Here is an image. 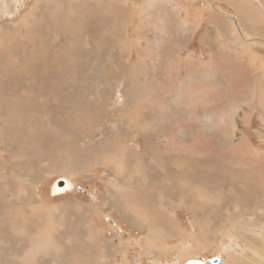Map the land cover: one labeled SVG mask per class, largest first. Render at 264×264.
<instances>
[{
	"label": "rangeland",
	"instance_id": "374dc122",
	"mask_svg": "<svg viewBox=\"0 0 264 264\" xmlns=\"http://www.w3.org/2000/svg\"><path fill=\"white\" fill-rule=\"evenodd\" d=\"M45 1L0 0L1 264H264V0Z\"/></svg>",
	"mask_w": 264,
	"mask_h": 264
},
{
	"label": "bare ground",
	"instance_id": "6f19581e",
	"mask_svg": "<svg viewBox=\"0 0 264 264\" xmlns=\"http://www.w3.org/2000/svg\"><path fill=\"white\" fill-rule=\"evenodd\" d=\"M46 1H48V0H46ZM45 1V2H46ZM50 1H52V0H50ZM56 2H58V0H56ZM239 2V1H238ZM78 2L77 1H75L73 4H77ZM78 5V4H77ZM235 5V4H234ZM68 6V5H67ZM66 6V7H67ZM71 7H73L74 8V6H71ZM70 7V8H71ZM236 8H237V10H238V12L240 13V14H245L244 13V8L242 7V4L241 5H239V6H237L236 5ZM74 10V9H73ZM246 16H247V14H245ZM249 15V14H248ZM64 18V17H63ZM41 32V31H40ZM39 33V32H38ZM28 34V33H27ZM31 35V34H30ZM29 35V36H30ZM69 35V34H68ZM29 36H27V38L25 39V41L27 42L26 44H22V40H19V39H17L16 40V42H15V45H14V47H17V51L18 50H21V52H17L16 53V56H18V58H19V61L20 62H22L23 64H26V65H28L27 63H29V64H31V63H33V62H35V60H33V61H29V57L31 56V59H36L37 58V55H40V52L39 51H36L35 49L37 48V47H35L36 45H35V43H34V37L32 38V37H29ZM24 37H25V35H24ZM21 38V37H20ZM3 39V38H2ZM63 42V41H62ZM33 43H34V45H33ZM38 49V48H37ZM39 57V56H38ZM22 65V64H21ZM196 67V66H195ZM258 101V100H257ZM257 105V104H256ZM256 105H255V107H256ZM259 105V104H258ZM237 106V105H236ZM41 113V112H40ZM108 115V114H107ZM36 121H38V120H36ZM1 122V121H0ZM40 122V121H39ZM133 122V121H132ZM42 123V122H41ZM130 123V122H129ZM137 123V122H136ZM1 124V123H0ZM18 125H20V124H18ZM42 125V124H41ZM4 126V125H3ZM140 127V126H139ZM11 131V130H10ZM19 133V132H18ZM153 134V133H152ZM122 138V137H121ZM125 138V137H124ZM120 139V138H119ZM120 141V140H119ZM124 141H126V139H124L122 142H124ZM236 141H237V139H236ZM7 143V142H6ZM117 143V142H116ZM8 144V143H7ZM104 144V143H103ZM106 144V143H105ZM110 147H113V148H115L116 149V151L120 148L121 149V151H122V153L123 154H121V151H117V153H118V155H119V157H121V156H123L124 155V152H125V148L124 147H122V146H116V144L113 142V138L110 140ZM121 145V144H120ZM79 152V151H78ZM91 153V152H90ZM89 153V154H90ZM79 154H80V152H79ZM82 154V153H81ZM84 156V155H83ZM19 157V156H18ZM112 160H113V162H111V164H114V165H116L114 162L116 161V159H117V162H118V157H115L114 158V156L112 155ZM24 158V157H23ZM70 166V165H69ZM67 168V167H66ZM69 169V168H68ZM175 170V169H174ZM71 171V170H70ZM172 171H173V169H172ZM254 171H256L253 167L252 168H250L249 170H247V173H249L248 174V176L249 177H257V175H251ZM19 172V171H18ZM21 173H23V172H21ZM31 173V172H30ZM68 173V172H67ZM174 173V172H173ZM185 173V172H184ZM251 173V174H250ZM63 174H65V173H63ZM179 174V173H178ZM67 175H69V174H67ZM164 175H167V173L165 174L164 173ZM173 175H175V174H172L171 176H173ZM168 176H169V173H168ZM171 176H169V178L168 179H171V181L173 182V178L171 177ZM31 177V176H30ZM126 177V176H125ZM31 179H33V178H31ZM120 179V178H119ZM118 179V180H119ZM122 179V178H121ZM122 181V180H121ZM11 182V181H10ZM10 186V185H9ZM19 187V186H18ZM71 187H72V183L71 182H69L68 180H66V179H59L58 181H57V183L54 185V188H53V190H52V193L53 194H63V193H65L66 191H68V190H70L71 191ZM17 190V189H16ZM116 191H118V190H116ZM22 192V191H21ZM28 194V193H27ZM30 194V193H29ZM32 197V196H31ZM35 200V199H34ZM128 201V200H127ZM37 202L39 203V201L37 200ZM21 204V203H20ZM19 204V205H20ZM127 204V203H126ZM26 205V204H25ZM37 205V204H36ZM133 205H135L137 208H138V210L140 211V209H142V212H143V210H146L145 209V207L144 206H139L138 205V203L137 202H134L133 201ZM5 206V205H4ZM17 206V205H16ZM130 206V205H129ZM128 206V207H129ZM19 207V206H18ZM4 211V210H3ZM30 212H33L32 211V209H30ZM131 212H134L135 214L137 213V212H135V211H132L131 210ZM3 213V212H2ZM29 213V212H28ZM51 215V214H50ZM159 216H161L162 217V215H159ZM31 220V219H30ZM165 220H167V219H165ZM9 222V221H8ZM14 222V221H13ZM1 224V223H0ZM30 224H32V223H30ZM112 224V223H111ZM36 225V224H35ZM160 225V224H159ZM27 226V225H26ZM41 226V225H40ZM7 227V226H6ZM12 227V226H11ZM28 227V226H27ZM9 228H10V226H9ZM30 228V227H29ZM33 229V228H32ZM36 229V228H35ZM14 230V229H13ZM15 231V230H14ZM18 231V230H17ZM42 231V230H41ZM40 231V232H41ZM39 231H38V233H40ZM17 233V232H16ZM36 233V232H35ZM45 233V232H44ZM54 233V232H53ZM169 233H170V231H168L167 232V234L166 235H169ZM16 235V234H15ZM33 235V234H32ZM52 235V234H51ZM35 236V234L33 235V237ZM45 237H47V236H45ZM17 238V237H16ZM30 238H32V236L30 237ZM38 238V237H37ZM62 238V237H61ZM60 239V238H59ZM4 240H7V239H4ZM33 240H34V238H33ZM54 240V239H53ZM60 240H62V239H60ZM17 241H19L18 239H17ZM36 241V240H35ZM34 241V242H35ZM21 242V241H20ZM33 242V243H34ZM45 242V241H44ZM16 243V242H15ZM46 243V242H45ZM57 243H59V242H57ZM57 243H55V245L57 244ZM36 244V243H35ZM47 244V243H46ZM60 244V243H59ZM3 246V245H2ZM41 246V245H40ZM39 246V247H40ZM59 246V245H58ZM44 247V246H43ZM63 248V247H62ZM34 249V248H33ZM32 249V250H33ZM36 249H38V248H36ZM44 249V248H43ZM63 249H65V248H63ZM63 249H62V251H63ZM25 250H27V249H25ZM29 250H31V249H29ZM35 250V249H34ZM66 250V253H71L68 257H67V259H71V256L73 257L74 255H76V254H73V253H75V252H77V253H79V250H77L75 247H73V249H65ZM71 250V251H70ZM35 251H37V250H35ZM56 251H59L58 250V248H57V250ZM25 253V252H24ZM26 253H29V251L28 252H26ZM73 254V255H72ZM57 255V254H56ZM59 255V254H58ZM1 256V255H0ZM34 257H36V256H34ZM25 258L26 259H28V257H26L25 256ZM3 259L4 258H1V260H0V264H1V262L3 261ZM63 260V259H62ZM48 262H50L49 264H55V263H53V262H51V261H49L48 260ZM56 262H58L57 260H56ZM211 263V262H210ZM192 264H203V263H200V262H193Z\"/></svg>",
	"mask_w": 264,
	"mask_h": 264
},
{
	"label": "crops",
	"instance_id": "0c3cea01",
	"mask_svg": "<svg viewBox=\"0 0 264 264\" xmlns=\"http://www.w3.org/2000/svg\"><path fill=\"white\" fill-rule=\"evenodd\" d=\"M251 175H257V173H255V171H254ZM257 177H258V175H257ZM252 180L255 181L256 180V177H252Z\"/></svg>",
	"mask_w": 264,
	"mask_h": 264
}]
</instances>
